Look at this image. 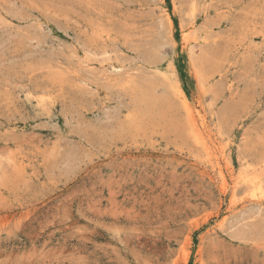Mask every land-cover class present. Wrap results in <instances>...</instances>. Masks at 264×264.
<instances>
[{"label":"rangeland","instance_id":"obj_1","mask_svg":"<svg viewBox=\"0 0 264 264\" xmlns=\"http://www.w3.org/2000/svg\"><path fill=\"white\" fill-rule=\"evenodd\" d=\"M0 264H264V0H0Z\"/></svg>","mask_w":264,"mask_h":264}]
</instances>
